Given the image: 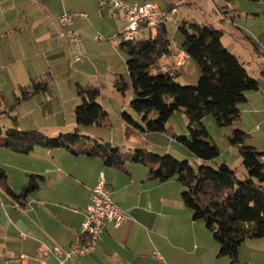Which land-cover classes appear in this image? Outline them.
<instances>
[{"label":"crops","instance_id":"1","mask_svg":"<svg viewBox=\"0 0 264 264\" xmlns=\"http://www.w3.org/2000/svg\"><path fill=\"white\" fill-rule=\"evenodd\" d=\"M122 1L131 5L148 0ZM149 1L166 10L176 6L171 21L177 25L192 17L199 24L223 29L225 46L231 47L228 49L259 83L258 89L246 92L237 127L249 134L250 145L264 153V0ZM210 9L229 27L215 24L208 13ZM66 10L86 12L88 17L76 18L72 26L64 27L58 18ZM123 22V16L110 18L108 8L100 9L97 0H0V71L7 81L14 80L20 87L26 86L33 74L40 77L43 70L54 75L66 74L70 91L78 83L84 84L83 80L99 82L106 73L116 74L117 59L123 50L118 40ZM70 30L82 38L80 47L68 37ZM99 35L104 39H98ZM183 40L182 35L177 42L173 41L172 52L160 60L161 70L178 76L182 75L179 67L197 70L192 58L183 65L177 63ZM243 42L248 44L247 55L240 50ZM79 51L83 54L80 59ZM117 78L123 77L118 74ZM41 92L46 91L34 96ZM60 114L51 113L52 120L40 125V129L61 133L76 126V118L57 119ZM90 129L94 126L81 131L94 137ZM90 147L85 144L79 154L44 146L23 154L1 147L3 153L16 160L0 163L15 194L20 193L30 174L41 175L44 180L20 199L0 186V264H42L44 260L58 264L50 249L60 246L67 250L75 240L101 172L112 198L127 217L118 227L109 223L96 249L68 264H231L228 256L219 254V243L211 240L204 221L194 219L192 210L185 206L184 187L176 179H149L148 167L133 161L126 162L125 169L106 165L99 156L88 154ZM255 241L256 250L264 252V240Z\"/></svg>","mask_w":264,"mask_h":264},{"label":"trees","instance_id":"2","mask_svg":"<svg viewBox=\"0 0 264 264\" xmlns=\"http://www.w3.org/2000/svg\"><path fill=\"white\" fill-rule=\"evenodd\" d=\"M178 29L184 38L181 49L200 67L196 84L181 85L176 81L177 74L160 69L161 58L173 49L168 29L160 25L156 34L148 38L122 40L120 46L128 56L131 85L117 78L115 87L123 93L128 87L133 90L130 104L142 117L144 126L127 112H123V117L144 131L167 132V122L175 111L186 114L190 136L173 135L201 160L197 170L188 160L170 154L157 155L146 148H136L131 156H125L119 146L83 134V127L109 125V113L99 102L100 87L93 83L76 85L81 102L75 108L73 129L52 137L40 129H19L17 118L12 116L13 126L0 139V146L20 153L44 146L79 154L81 149L76 145L85 138L94 142L88 154L99 156L106 165L125 169L126 162L133 161L148 167L149 179L174 178L184 187L185 206L192 210L194 219L204 221L219 243V254L228 256L231 264H248L239 260V247L247 239L264 237V153L250 145L249 134L234 124L242 118L240 105L247 100L246 92L258 89L259 83L248 74L240 58L225 46L223 29L188 20L179 22ZM50 76L34 78L29 85L21 86L17 102L41 90L47 91ZM210 114L219 127L231 130L227 137L239 149L243 171L232 166L220 168L218 162L215 166L210 164L220 156L219 146L210 140L203 123V118ZM43 180L41 175L30 174L20 193L15 194L5 169L0 167V186L16 199L26 198Z\"/></svg>","mask_w":264,"mask_h":264},{"label":"rangeland","instance_id":"3","mask_svg":"<svg viewBox=\"0 0 264 264\" xmlns=\"http://www.w3.org/2000/svg\"><path fill=\"white\" fill-rule=\"evenodd\" d=\"M236 2H238V0H236ZM208 13L215 19V24L229 27L227 24H224V21L221 22L220 19L216 18V11L210 9ZM188 21L195 22L192 17L189 18ZM109 22L113 23V21ZM166 25L169 35L173 41L177 42L179 38H182V34L178 29L176 21H167ZM120 28L121 25L119 26V29ZM156 31L157 30L154 28H144L138 35L137 39L148 38L150 35L156 34ZM118 40L119 42H122V38L120 36L118 37ZM247 47L248 44H245V42L240 45V50L244 55H247ZM228 48L230 49L231 47L228 46ZM127 57V53L121 50L120 58L117 59V70H114L116 71V74L112 73V75H110L106 73L105 76L99 80V82H93V84L100 87L101 93L99 102L109 113V125H93L94 129H90L93 136L101 141L114 143V146H119L122 154L125 156H131L136 148H146L157 155L170 154L179 160H188L197 170L202 164L201 160L197 156L193 155L186 145L176 139L173 135L176 133L177 135L190 136L188 128L189 121L186 114L182 110L175 111L171 115L167 122V127L169 128V131L167 132L144 131L140 127L129 124L124 119L123 112H127L139 123L140 126H144L142 117L131 107L130 102L134 97L131 87H128L124 93L118 91L115 87V80L117 79L118 74L123 77L120 79H123L122 81L124 83H128L129 86L131 85V79L126 64ZM191 62H194L195 66H197V70L191 69L190 67L178 66L182 75L177 76L176 81L181 85L196 84L200 78L201 72L198 63L193 59ZM27 63V61L24 62V65ZM41 76H50L51 82L48 90L46 92H41L38 96L33 95L29 99L17 102V96H20L21 94L20 84L16 83L14 80L7 81L4 78L5 73H1L0 71V128L2 129L0 139L4 137L7 129L13 126V121L11 119L12 116L17 118L16 125L18 128L24 130L34 129L35 126L40 129V125L44 126L52 120V118H50V114L53 112L56 114H62H60L59 117H56L57 119L64 118L66 120H73L75 118L74 109L77 105L76 103L81 102L80 98L77 96L76 86L72 91L69 90L66 82L67 75L64 73L54 75L48 72V70H43ZM34 78L36 77H34L33 74L32 79ZM83 81H85L84 84L88 83L86 82L87 80ZM30 83L31 81L28 84ZM239 121L234 124V127L239 126ZM203 123L209 130L210 140L214 141L220 148V156L216 160L210 162V164L215 166L217 162L220 164L226 163L236 167L239 171H243L244 167L242 165L239 149L237 146L231 145L227 137L231 130L219 127L215 117L211 114L203 118ZM74 127L75 126H70L67 130H71ZM44 132L52 137L59 134L50 132V130H46ZM82 133L84 134V132ZM248 138H250V136ZM85 144L91 145L92 147L94 146V142L83 138L82 141L76 145V147L81 149V147L85 146ZM1 150H3V148L0 146V163L16 162L11 155L3 153ZM21 165L23 164L21 163ZM16 179L17 181H20L18 178ZM209 234L211 240H216L211 231ZM255 240H264V237L247 239L239 247V260L242 263L248 261L249 264L251 262L253 264H264V252L256 250L254 245L255 242L258 241ZM261 247L264 251V241H262Z\"/></svg>","mask_w":264,"mask_h":264},{"label":"built area","instance_id":"4","mask_svg":"<svg viewBox=\"0 0 264 264\" xmlns=\"http://www.w3.org/2000/svg\"><path fill=\"white\" fill-rule=\"evenodd\" d=\"M97 3L100 9L108 8L110 18L119 19L123 16L124 24L119 34L124 42L135 41L144 28H158L162 23L173 20L177 11L176 6L166 10L149 0L131 5L122 0H97ZM87 17L86 12L66 10L59 16L58 21L61 26L70 27L76 18ZM68 37L80 47L82 38L74 30H70ZM98 39H104V37L99 35ZM262 52L264 53V47ZM82 56V52L79 51L77 58L80 59ZM188 58H190L189 54L184 49H180L177 54L178 65L185 64ZM16 205L19 206L18 203ZM126 217L125 210L112 198L105 174L101 172L92 190L91 201L87 206L81 230L75 240L67 250L55 246L50 249V252L56 257L58 264H68L74 258L85 256L94 251L108 224L111 223L118 227ZM22 236L25 234L23 233ZM21 257L25 260L29 259L28 255ZM42 264H47V262L44 260Z\"/></svg>","mask_w":264,"mask_h":264},{"label":"water","instance_id":"5","mask_svg":"<svg viewBox=\"0 0 264 264\" xmlns=\"http://www.w3.org/2000/svg\"><path fill=\"white\" fill-rule=\"evenodd\" d=\"M161 26H163V28H166V23H162ZM220 168H224V169H228L230 166L226 163H221Z\"/></svg>","mask_w":264,"mask_h":264}]
</instances>
